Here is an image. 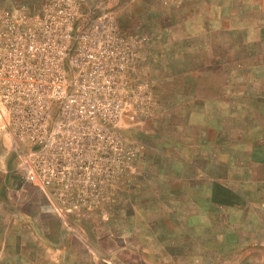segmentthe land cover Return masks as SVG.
I'll return each instance as SVG.
<instances>
[{
	"label": "rangeland",
	"instance_id": "1",
	"mask_svg": "<svg viewBox=\"0 0 264 264\" xmlns=\"http://www.w3.org/2000/svg\"><path fill=\"white\" fill-rule=\"evenodd\" d=\"M2 175L27 264H124L147 230L155 260L184 230L179 176L264 193V0H0ZM244 236L238 264H264V229Z\"/></svg>",
	"mask_w": 264,
	"mask_h": 264
},
{
	"label": "crops",
	"instance_id": "2",
	"mask_svg": "<svg viewBox=\"0 0 264 264\" xmlns=\"http://www.w3.org/2000/svg\"><path fill=\"white\" fill-rule=\"evenodd\" d=\"M182 8L184 9L183 4H174L169 10L179 12ZM166 14L171 17L168 11ZM189 159L184 160L186 167H181L182 162H180L179 167L188 170L197 169L194 165L195 158ZM251 170L250 165L244 164L243 173ZM2 176L3 178L0 177L1 197L6 193L10 195L7 192L9 189L8 184L14 179L10 177L6 179L5 175ZM196 179L189 176H179L174 179V182L170 183L174 185L173 190H181V198L177 199V203L180 201L178 203L180 210L176 211L178 212L177 215L186 219V222L183 221V223L185 222L183 232L176 236L173 243L158 246L154 254L155 260H150L146 255L148 249H150V244H152L151 235L154 233L150 230H147V232L142 231L141 235L145 239L140 240L139 233L136 232V243L123 247L128 254L133 255L123 260L124 264H196L197 258L200 257L198 250L203 249L205 259H207V256L210 258L213 256L214 244L224 246L233 244V248L231 247L228 250L230 251V258L232 261H238L239 248L237 245L253 243L244 235L258 229H264V224L258 222L255 225H249L248 219H246L253 217V215L258 216L259 206L264 204L261 182L253 177H248L245 184L249 187L238 193L234 192L233 188L226 184L227 182L213 176L208 177L211 185L209 190L197 191ZM206 181L207 178H205V183ZM245 184L240 180L239 185ZM250 186H252V189H250ZM19 227L16 226L17 230H13L12 240L6 237L5 231L2 227L0 228V264H27V261L20 256L21 234L18 230ZM33 241L36 244V241ZM10 248L13 250L18 249V251L4 252ZM118 260V257L114 255V258H110V263L117 264ZM205 263L207 262L205 261Z\"/></svg>",
	"mask_w": 264,
	"mask_h": 264
},
{
	"label": "built area",
	"instance_id": "3",
	"mask_svg": "<svg viewBox=\"0 0 264 264\" xmlns=\"http://www.w3.org/2000/svg\"><path fill=\"white\" fill-rule=\"evenodd\" d=\"M57 86H58V85H57ZM72 101H74V102L77 101L78 104H77V106H76V107H77V109H76V113H77L78 115H80V100H75V98H73ZM28 179H29V180H33V179H34V174L29 175V176H28Z\"/></svg>",
	"mask_w": 264,
	"mask_h": 264
}]
</instances>
